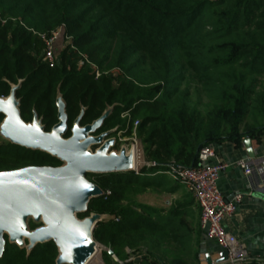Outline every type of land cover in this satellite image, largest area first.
Segmentation results:
<instances>
[{
    "label": "trees",
    "instance_id": "1",
    "mask_svg": "<svg viewBox=\"0 0 264 264\" xmlns=\"http://www.w3.org/2000/svg\"><path fill=\"white\" fill-rule=\"evenodd\" d=\"M62 24L75 47L50 67L38 33ZM14 85L22 118L37 114L48 132L59 122V97L69 130L82 111L85 126L113 107L102 130L128 121L131 134L139 120L145 158L157 166L89 173L104 193L78 214L107 215L93 236L122 263L104 250L105 264H199V239L194 247L184 210L161 216L132 194L165 185L175 191L157 175L170 162L195 166L204 146L264 130V0H0V97ZM62 163L41 149L0 144V171ZM6 241L0 264H57L53 240L31 250Z\"/></svg>",
    "mask_w": 264,
    "mask_h": 264
},
{
    "label": "water",
    "instance_id": "2",
    "mask_svg": "<svg viewBox=\"0 0 264 264\" xmlns=\"http://www.w3.org/2000/svg\"><path fill=\"white\" fill-rule=\"evenodd\" d=\"M18 88L19 85H14L8 96L0 97V113L4 114L1 132L8 141L44 150L63 163L60 166H27L0 171V258L5 252L8 236L10 242L27 247L28 250L38 243L53 240L60 252L57 264H87L96 252L93 244H99L93 231L99 221L107 218V215L99 213L78 217L79 213L88 210L92 198L104 193L98 184L88 179V174L135 170L130 156L125 153V147L120 153L110 152L115 142L105 137L111 131L92 135L101 127L113 107L85 126L80 125L81 114L70 129L71 135L66 138L69 131L68 115L62 98L57 100L59 122L50 132H46L37 114L32 123L22 118L20 101L16 97ZM93 144L99 145L95 152L90 150ZM244 145L249 157L254 158L251 138H245ZM28 214L41 218L43 226L34 222L38 224L35 229L23 231L20 222ZM204 230L207 231L208 226ZM25 238L27 240L24 243ZM108 252L115 256L112 249H108ZM227 257L228 251L223 250L216 260L207 254L205 262L218 264Z\"/></svg>",
    "mask_w": 264,
    "mask_h": 264
},
{
    "label": "crops",
    "instance_id": "3",
    "mask_svg": "<svg viewBox=\"0 0 264 264\" xmlns=\"http://www.w3.org/2000/svg\"><path fill=\"white\" fill-rule=\"evenodd\" d=\"M251 138L255 157L250 158L244 145L245 138ZM215 151V155L206 162L214 165L219 162H225L228 167L221 172L218 180V187L227 201H232L236 195L242 194L243 198L236 204V208L231 215L226 216L223 221L224 228L232 232L238 241L244 246L247 252V259L242 264H264V130L254 133L253 136H246L242 141L226 139L210 144ZM244 159L253 167L252 174H246L244 169L237 165V161ZM150 175V174H149ZM156 176V174H151ZM158 177L168 175L157 174ZM171 178L170 176H168ZM175 191H169L167 186L149 187L141 195L140 203L152 206L161 211V216H166L175 208H182V220L187 218L190 222H183L189 229L195 240L199 239L198 259L199 264L205 262L206 255L209 254L213 260L220 258L223 248L212 242L206 236V231L201 225V208L193 195V198L187 197L177 199L174 202L165 200L162 193H175L184 185L173 180ZM156 189V190H155ZM153 191L155 194H151ZM182 204V207H180ZM198 207L196 217L192 213ZM191 216V219L188 217ZM116 256H114L115 259ZM136 260L135 258H131ZM140 264V263H136ZM217 264V263H216Z\"/></svg>",
    "mask_w": 264,
    "mask_h": 264
},
{
    "label": "built area",
    "instance_id": "4",
    "mask_svg": "<svg viewBox=\"0 0 264 264\" xmlns=\"http://www.w3.org/2000/svg\"><path fill=\"white\" fill-rule=\"evenodd\" d=\"M38 34L45 42L43 60L50 67L57 65L60 61L61 53L66 47L69 45L74 47L73 36L67 32L66 24L60 25L51 33L39 32ZM83 56L87 59V56ZM99 75L100 72L97 71V76ZM122 116L129 118L130 114L123 112ZM138 125L139 120H136L131 133L134 139L137 136ZM127 127H129V122ZM213 155H215L214 148L211 145H207L200 150L197 165L187 166L173 161L167 165L166 169L160 170L158 173L170 176L176 182L184 185L196 197L201 208V225L203 229L208 226L206 236L209 240L228 251L227 259L218 264H242L247 259V252L236 236L224 228L223 221L226 216L234 212L236 204L242 200L243 195H236L232 201L225 199L218 187V180L221 172L228 167V164L225 162H219L214 165L207 164L206 162ZM237 165L243 168L246 174H252L254 171L253 167L244 159L238 160ZM155 166H157L156 161L141 159L139 154L134 171L137 174H141L142 168ZM107 193L110 194L111 191H107ZM115 261L122 263L117 257H115Z\"/></svg>",
    "mask_w": 264,
    "mask_h": 264
},
{
    "label": "rangeland",
    "instance_id": "5",
    "mask_svg": "<svg viewBox=\"0 0 264 264\" xmlns=\"http://www.w3.org/2000/svg\"><path fill=\"white\" fill-rule=\"evenodd\" d=\"M73 45H74V42H73ZM71 47V45H69ZM75 47V46H74ZM72 47V48H74ZM85 56H87L85 54ZM61 59V58H60ZM85 59V58H84ZM83 59V60H84ZM82 60V61H83ZM85 60H88V59H85ZM84 60V61H85ZM80 61L79 62V65H83V62ZM81 67V66H80ZM96 76H97V72H96ZM98 77V76H97ZM194 98L196 99V95L194 94ZM203 98V101H206V96L203 95L202 96ZM123 113V112H122ZM122 113H121V118L125 119V117L122 116ZM2 119H0V144L1 143H7V138L4 136V134L1 132L2 131V125L4 123V118L3 120L1 121ZM32 123V122H31ZM114 130L112 133L113 136L112 137H109V139H112L114 142H115V145L114 146H111L110 148V152H114V153H120L122 148L125 147L127 150H130L132 149L133 147L135 148V151L137 153V156L139 157V154L141 156V159H144L145 158V153H144V146H143V143L142 141L140 140V138L138 137V135L136 136V140L133 138V136H131V134H128L127 136H124V132L122 131V129L117 126L115 127ZM112 130H108V131H112ZM117 130V131H115ZM133 130V128H132ZM132 130H131V133H132ZM106 131V132H108ZM137 131V130H136ZM104 133V132H103ZM102 134V133H101ZM111 134V133H110ZM100 135V134H99ZM99 148V145L98 144H93L90 146V150L95 152L97 149ZM146 159V158H145ZM168 181L171 182V185H175L173 183V181L171 180V178H169L168 176L166 177ZM156 190V189H155ZM146 191V190H145ZM140 192V193H136V194H132L133 198L139 202L140 199H141V195L145 192ZM151 194H155L153 191H150ZM165 200H168L169 202L171 201H175L177 199H180V198H184L186 195L187 197L189 198H193V195L184 187H180V190L175 192V193H162L161 194ZM195 209L193 210V217H196V213L198 211V207L195 206L194 207ZM196 214V215H195ZM190 219H191V216H188ZM184 221L186 222H190V220H188L187 218H184L183 219ZM34 222H39V226H43V222H42V219L41 218H38L37 216L33 215V214H28L24 217V219L20 222V228L24 231H32L31 230V224L34 223ZM26 238L24 240V243L26 242ZM104 250H108L105 246H103L102 244L99 243V251L97 253V255L95 256L94 259H92L88 264H105L104 263V259H103V254L102 252Z\"/></svg>",
    "mask_w": 264,
    "mask_h": 264
},
{
    "label": "flooded vegetation",
    "instance_id": "6",
    "mask_svg": "<svg viewBox=\"0 0 264 264\" xmlns=\"http://www.w3.org/2000/svg\"><path fill=\"white\" fill-rule=\"evenodd\" d=\"M58 104V103H57ZM59 108V107H58ZM81 114H82V116H83V114H84V111H82L81 112ZM80 114V115H81ZM79 115V116H80ZM82 116H81V119H82ZM34 117H35V115H34ZM37 117H38V115H37ZM38 119H39V117H38ZM33 120H34V118H33ZM33 120L31 121V122H33ZM39 120H41V119H39ZM81 121V120H80ZM105 121V120H104ZM104 121H103V124H104ZM41 124H42V121H41ZM103 124L101 125V127L100 128H98L97 129V131L96 132H94L92 135L93 136H98L99 134H101V133H105L106 131H108V130H112V129H114L115 127H117V126H119V125H117V126H114V127H111V128H108V129H104V130H102L101 128H102V126H103ZM127 125H128V121L126 122V126H119L121 129H122V131L124 132L123 134H124V136H127L128 135V130H129V127H127ZM45 130V129H44ZM46 131V130H45ZM114 131V130H113ZM113 131H111L109 134H107V136L105 137V139L107 140V139H109V137H112L113 135L112 134H114V133H112ZM115 131H117V130H115ZM46 132H48V131H46ZM50 132V131H49ZM68 132H70V130L68 131ZM71 133V132H70ZM29 166H50V165H33V164H31V165H29ZM27 167V166H26ZM88 177V176H87ZM89 179V178H88ZM90 180V179H89Z\"/></svg>",
    "mask_w": 264,
    "mask_h": 264
},
{
    "label": "bare ground",
    "instance_id": "7",
    "mask_svg": "<svg viewBox=\"0 0 264 264\" xmlns=\"http://www.w3.org/2000/svg\"><path fill=\"white\" fill-rule=\"evenodd\" d=\"M5 100H8L5 98ZM125 153L130 156L132 164L136 167L137 166V154L135 150H125ZM94 249L96 250L95 254L93 255L92 259L95 258L99 251V244H93ZM88 264V263H87Z\"/></svg>",
    "mask_w": 264,
    "mask_h": 264
},
{
    "label": "snow or ice",
    "instance_id": "8",
    "mask_svg": "<svg viewBox=\"0 0 264 264\" xmlns=\"http://www.w3.org/2000/svg\"><path fill=\"white\" fill-rule=\"evenodd\" d=\"M85 187H88L87 185H85Z\"/></svg>",
    "mask_w": 264,
    "mask_h": 264
}]
</instances>
